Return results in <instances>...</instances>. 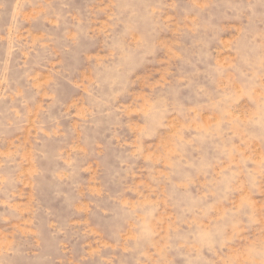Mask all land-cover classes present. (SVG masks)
Wrapping results in <instances>:
<instances>
[{"label":"rangeland","instance_id":"1","mask_svg":"<svg viewBox=\"0 0 264 264\" xmlns=\"http://www.w3.org/2000/svg\"><path fill=\"white\" fill-rule=\"evenodd\" d=\"M0 264H264V0H0Z\"/></svg>","mask_w":264,"mask_h":264}]
</instances>
